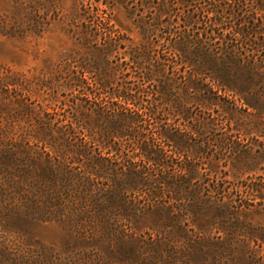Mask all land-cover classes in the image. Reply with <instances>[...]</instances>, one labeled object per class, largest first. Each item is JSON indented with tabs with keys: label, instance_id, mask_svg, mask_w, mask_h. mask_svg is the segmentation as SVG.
I'll return each instance as SVG.
<instances>
[{
	"label": "rangeland",
	"instance_id": "obj_1",
	"mask_svg": "<svg viewBox=\"0 0 264 264\" xmlns=\"http://www.w3.org/2000/svg\"><path fill=\"white\" fill-rule=\"evenodd\" d=\"M0 264H264V0H0Z\"/></svg>",
	"mask_w": 264,
	"mask_h": 264
},
{
	"label": "trees",
	"instance_id": "obj_2",
	"mask_svg": "<svg viewBox=\"0 0 264 264\" xmlns=\"http://www.w3.org/2000/svg\"><path fill=\"white\" fill-rule=\"evenodd\" d=\"M214 12V11H213ZM241 10L239 9V12L237 13L238 16H241ZM221 16V13L220 11H215L214 13V16ZM191 16V19L194 17V15H190ZM223 16V14H222ZM132 90H136L135 92H138L141 90V87L138 86L136 88H132ZM138 90V91H137ZM134 94L133 93H126L125 95H120V98L122 99V101H124L125 103H131L133 105L136 104V101H135V98L133 96ZM128 101V102H127ZM143 114V113H142ZM152 115L150 114V117ZM129 118V119H128ZM127 119L129 121H127ZM127 119H124V122L121 123L122 121H120V124H123V125H126L127 127H136L137 126V123H138V119L136 117H128L127 116ZM142 127V126H141ZM139 133V131H138ZM165 134V136H167L168 138H171L174 143L177 145V148L176 150H182L183 148L186 147L184 141L182 139H180V137L174 135L173 133L171 132H168V131H164L163 132ZM144 142H142L139 146L140 150L144 151L145 152V157L146 159L148 160H152V161H156L157 163H159L161 161V156H160V152H157L156 150H154L151 145L148 143L147 139H143ZM177 152V151H176ZM142 179L141 177L139 178V182H141ZM143 184V183H142Z\"/></svg>",
	"mask_w": 264,
	"mask_h": 264
}]
</instances>
